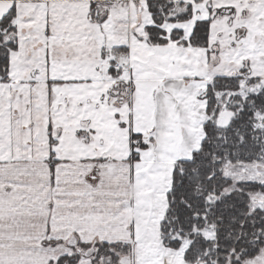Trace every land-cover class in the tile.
I'll return each mask as SVG.
<instances>
[{"label":"snow or ice","instance_id":"1","mask_svg":"<svg viewBox=\"0 0 264 264\" xmlns=\"http://www.w3.org/2000/svg\"><path fill=\"white\" fill-rule=\"evenodd\" d=\"M0 264H264V0H0Z\"/></svg>","mask_w":264,"mask_h":264}]
</instances>
